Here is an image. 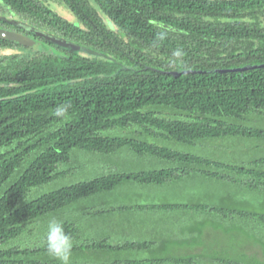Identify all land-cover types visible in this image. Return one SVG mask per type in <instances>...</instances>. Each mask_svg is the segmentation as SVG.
<instances>
[{"label": "trees", "instance_id": "obj_1", "mask_svg": "<svg viewBox=\"0 0 264 264\" xmlns=\"http://www.w3.org/2000/svg\"><path fill=\"white\" fill-rule=\"evenodd\" d=\"M53 1L0 0V27L22 32L3 18L17 19L90 50L72 52L45 41L62 55L35 54L0 39L7 52L0 55V264L37 263L28 259L29 249L11 243L45 213L75 208L128 182L165 185L191 177L215 187L209 202L120 206L179 210L185 218L172 235L177 256L169 257L166 242L160 259L129 263L264 264V155L233 163L180 148L226 137L264 140V129L244 124L248 116L264 117V66L168 73L264 65V0ZM160 32L167 34L163 41H157ZM177 47L185 54L182 66L170 63ZM62 103L71 106L64 122L53 114ZM124 148L162 166L101 174L29 197L71 175L81 151L107 155ZM63 226L72 251L90 246L78 225ZM239 233L257 250L215 242ZM100 244L151 252L154 242Z\"/></svg>", "mask_w": 264, "mask_h": 264}, {"label": "rangeland", "instance_id": "obj_2", "mask_svg": "<svg viewBox=\"0 0 264 264\" xmlns=\"http://www.w3.org/2000/svg\"><path fill=\"white\" fill-rule=\"evenodd\" d=\"M46 1L54 2L53 0ZM57 11L67 18H71L66 11H59V9ZM11 20L18 21L17 19ZM32 51L35 54L62 55V53L43 40H38L37 46L32 48ZM5 53H7L5 49L0 48V55ZM248 119L249 122H245V125L264 129L263 116L251 115L248 116ZM180 148L185 149L187 152H196L208 157H219L224 161L237 163L247 162L263 156L264 140L226 137L207 140L204 142V146L182 144ZM78 155L76 161H73L76 169L71 175L35 188L29 197L40 195L70 183L92 179L101 174L150 170L162 166V161L158 159L148 156L137 157L133 152L125 148L119 152L107 155L83 151L78 153ZM215 192V187L210 182L208 183V180L204 181L193 177L175 184L165 185H145L136 182L124 183L111 192L81 199L77 203L79 206L75 208L56 210L39 216L37 220L28 225V230L14 244L11 243V246L16 249H29L31 253L28 255V259L32 262H37L36 264H60L55 257L48 253L45 244L48 223L50 220L56 219L62 221L63 224L65 222L76 224L83 234L89 235L85 243L90 246L72 251L69 264H130V260L160 259L163 253L159 248L166 242V246H169V257H175L179 252H177L178 248L176 249L172 246V235H175L173 238L178 236L180 218L185 219L184 214L179 212V210L162 211L157 209L155 212H147L146 210L126 211V208L123 210L120 206L140 202L161 205L170 204L176 200L193 203L199 198H202V201L209 202L210 197ZM224 192L223 188L218 189V193ZM81 206L82 208L79 209ZM192 217L191 215L190 218L192 219ZM213 234L215 233L212 231L209 236L205 237L207 242L211 241V235ZM216 238L218 240L215 242H220L221 246L227 245L230 241L229 244L231 246L244 247L246 253L252 254L257 250V247L253 243H249L246 236L241 233L235 234L233 237L219 235ZM149 239L154 242L153 251L151 252L128 248L116 250L99 245V243L105 242L116 246L117 244L130 241H145ZM84 241L77 243H84ZM213 245L215 246L217 243H213ZM209 246L212 247L211 245ZM5 248L7 247L5 246ZM147 264L175 263H157L153 261ZM202 264H209V262Z\"/></svg>", "mask_w": 264, "mask_h": 264}, {"label": "water", "instance_id": "obj_3", "mask_svg": "<svg viewBox=\"0 0 264 264\" xmlns=\"http://www.w3.org/2000/svg\"><path fill=\"white\" fill-rule=\"evenodd\" d=\"M2 18V17H1ZM6 22H10L18 27H21L23 29L22 32L6 27H0V39L16 42L17 44L28 47V48H34L38 44V40H44L51 42L55 45H58L60 47H63L67 50H70L72 52L76 51H86L90 52V50L83 46L79 45L77 43H74L72 41L62 39L57 35L50 34L47 31H44L40 28L33 27L27 23H24L22 21H14L9 20L7 18H3ZM164 27L168 28V25L164 24ZM173 29V28H171ZM264 65H253V66H245V67H238V68H228V69H214V70H185V71H169L168 73L172 75H178L180 73H190V72H226V71H243L245 69H251V68H259Z\"/></svg>", "mask_w": 264, "mask_h": 264}, {"label": "clouds", "instance_id": "obj_4", "mask_svg": "<svg viewBox=\"0 0 264 264\" xmlns=\"http://www.w3.org/2000/svg\"><path fill=\"white\" fill-rule=\"evenodd\" d=\"M166 32L157 34V41H163L166 38ZM184 52L181 48H175L171 53L170 63L177 66H182ZM69 104H60L53 109L55 117L59 118L61 122L70 119ZM45 244L48 253L55 257L60 264H69L71 252L73 248L72 237L65 232L63 222L52 219L48 223V230L45 238Z\"/></svg>", "mask_w": 264, "mask_h": 264}]
</instances>
